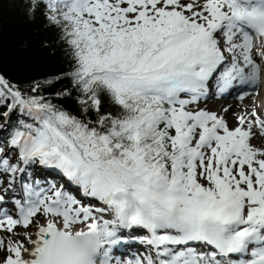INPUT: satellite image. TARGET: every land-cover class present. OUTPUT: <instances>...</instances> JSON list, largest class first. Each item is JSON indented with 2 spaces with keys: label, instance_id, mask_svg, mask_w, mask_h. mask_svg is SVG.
<instances>
[{
  "label": "snow or ice",
  "instance_id": "snow-or-ice-1",
  "mask_svg": "<svg viewBox=\"0 0 264 264\" xmlns=\"http://www.w3.org/2000/svg\"><path fill=\"white\" fill-rule=\"evenodd\" d=\"M27 12L60 30L80 114L0 75V116L18 114L0 176L39 165L79 195L40 179L0 194V264H264V115L200 107L258 93L264 0H27ZM134 229L151 251L115 258Z\"/></svg>",
  "mask_w": 264,
  "mask_h": 264
},
{
  "label": "trees",
  "instance_id": "trees-1",
  "mask_svg": "<svg viewBox=\"0 0 264 264\" xmlns=\"http://www.w3.org/2000/svg\"><path fill=\"white\" fill-rule=\"evenodd\" d=\"M71 70L69 49L61 39L58 28L49 26L41 12H36L30 18L27 0H0V75L25 93H30L34 84H40L38 94L79 115L75 99L77 92L67 76ZM49 80L54 83L46 85L45 82ZM65 90L70 91L71 95H56ZM17 118V113L11 114L10 121L0 116V140L8 136ZM23 118L28 120L27 117ZM9 153H12L11 159L15 162L18 153L5 145V155Z\"/></svg>",
  "mask_w": 264,
  "mask_h": 264
},
{
  "label": "bare ground",
  "instance_id": "bare-ground-1",
  "mask_svg": "<svg viewBox=\"0 0 264 264\" xmlns=\"http://www.w3.org/2000/svg\"><path fill=\"white\" fill-rule=\"evenodd\" d=\"M259 96L260 95L258 93H255L253 97H252V95H250V96L248 95L246 98H244L243 100H240V101H238L236 99L233 100V99H230L228 97H222V98L217 99V100L210 99L209 102H208V105L206 106V108H208L209 110L216 111V112L220 113L222 108H224L225 106H228L229 105L230 106V113L233 110L235 112H238V113L239 112H242V111H249L250 112L253 108H255V109L258 108L255 99L256 98L258 99ZM230 113L226 116V119L229 120L230 126H235L234 120L232 119V116H231ZM253 143L256 144V145H258V146H264V138L255 139V140H253ZM5 188H7V187H5ZM2 189H3V193L6 194L5 191H4L5 190L4 187ZM15 190L20 191V188L18 187V184H16ZM72 190H74V187L73 186H72ZM75 191L77 192V189L76 188H75ZM9 195L12 196V193H10ZM9 207H11V205H9ZM124 238L127 241L130 240V239H127L125 236H124ZM136 243H133L132 244V243L128 242L127 245H126V247L127 246L128 247H135L137 245ZM122 245H123V243H121L119 245L120 246L119 248H121Z\"/></svg>",
  "mask_w": 264,
  "mask_h": 264
},
{
  "label": "rangeland",
  "instance_id": "rangeland-1",
  "mask_svg": "<svg viewBox=\"0 0 264 264\" xmlns=\"http://www.w3.org/2000/svg\"><path fill=\"white\" fill-rule=\"evenodd\" d=\"M229 106V105H228ZM261 105L259 104V105H257V109H255L258 113H260V114H262V108L260 107ZM230 119V118H229ZM235 123V122H234ZM35 166H38V165H35ZM40 170H42V168L40 169ZM49 170H52L51 171V173L52 174H49V175H46L45 174V172L43 173L42 171H40L39 172V174H38V176L37 177H35V173H36V170H34L32 173H33V175H32V177H30V179H35V178H37V179H40V180H46V176H48L50 179L49 180H47V181H54L55 183H57L55 180V176L58 174L57 172H56V170H53V169H49ZM18 176V173L16 174V177ZM25 176V175H24ZM3 177V178H2ZM19 177V176H18ZM64 178V177H63ZM3 179V180H2ZM17 179V178H16ZM0 180H2L3 182L2 183H0V189H2L3 187H4V189H7L8 191H6L5 193L6 194H4L5 196H7L8 197V195L10 194V193H12V190L13 189H15V187H16V184H18V187L20 188V185H21V183H20V181H19V179L16 181L15 180V183H13V184H11L10 185V183H9V181L11 180V175L10 174H4L3 176H0ZM28 182H30V181H28ZM66 183V180L65 179H63V182H61V184H65ZM9 185V186H8ZM57 185L59 186V184L57 183ZM45 186H47V185H45ZM5 187H7V188H5ZM67 188H69V189H71L72 190V186L71 185H69V186H66ZM17 191V190H16ZM73 192H76L75 191V188H74V190H72ZM18 193H19V195H22V191H21V188H20V191H17ZM77 193V195H79V193H78V191L76 192ZM10 196V195H9ZM6 197V198H7ZM21 231H22V229H21ZM137 249H138V251L139 252H144V253H149V249L147 248V247H144V246H137L136 247ZM136 249V250H137ZM140 249V250H139ZM147 251V252H146Z\"/></svg>",
  "mask_w": 264,
  "mask_h": 264
}]
</instances>
